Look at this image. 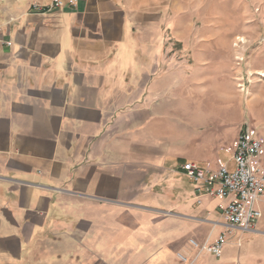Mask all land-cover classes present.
<instances>
[{"label": "crops", "instance_id": "obj_1", "mask_svg": "<svg viewBox=\"0 0 264 264\" xmlns=\"http://www.w3.org/2000/svg\"><path fill=\"white\" fill-rule=\"evenodd\" d=\"M60 1L0 0V264H264V198L254 229L229 228L230 197L180 167L232 165L245 121L218 61L228 34L209 27L223 19L196 31L186 1ZM220 232L219 256L188 242Z\"/></svg>", "mask_w": 264, "mask_h": 264}, {"label": "rangeland", "instance_id": "obj_2", "mask_svg": "<svg viewBox=\"0 0 264 264\" xmlns=\"http://www.w3.org/2000/svg\"><path fill=\"white\" fill-rule=\"evenodd\" d=\"M185 1L190 6L189 13L193 17L196 31L203 27L202 17L223 19V25L212 24L209 27L213 32V29L218 27L228 34L226 44L218 42L217 39L211 42L224 43L222 52L218 54V61L222 60L231 66L233 89L228 91L235 95L233 102L228 105L233 107L232 113L237 112L236 109L239 107L238 110L242 111L244 120L249 122L256 134L258 135L259 132L263 134L264 76L259 72L264 71V0H180L179 2L182 4ZM206 106L215 109L218 104L214 101ZM231 131L232 129L229 128L226 135L229 136ZM202 135V133L198 134L197 137L200 139ZM197 145L199 146V141ZM207 150L202 157L211 159L214 154L210 151V144ZM220 155L223 156V152Z\"/></svg>", "mask_w": 264, "mask_h": 264}, {"label": "built area", "instance_id": "obj_3", "mask_svg": "<svg viewBox=\"0 0 264 264\" xmlns=\"http://www.w3.org/2000/svg\"><path fill=\"white\" fill-rule=\"evenodd\" d=\"M60 5V0H54L42 10ZM3 41L7 43V40ZM230 160L232 166L219 161L215 168H211L194 161H184L180 167L195 183L198 192L230 197L224 206H220L226 226L252 230L262 216L257 201L264 198V144L248 121L243 122L233 142ZM225 239V233L220 232L210 243H199L191 237L188 242L219 256Z\"/></svg>", "mask_w": 264, "mask_h": 264}, {"label": "bare ground", "instance_id": "obj_4", "mask_svg": "<svg viewBox=\"0 0 264 264\" xmlns=\"http://www.w3.org/2000/svg\"><path fill=\"white\" fill-rule=\"evenodd\" d=\"M260 75L264 76V71L259 72Z\"/></svg>", "mask_w": 264, "mask_h": 264}]
</instances>
